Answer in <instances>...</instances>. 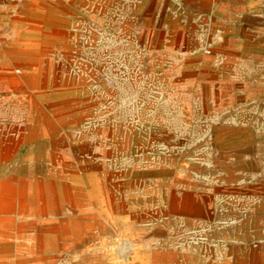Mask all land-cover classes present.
<instances>
[{
    "label": "rangeland",
    "instance_id": "obj_1",
    "mask_svg": "<svg viewBox=\"0 0 264 264\" xmlns=\"http://www.w3.org/2000/svg\"><path fill=\"white\" fill-rule=\"evenodd\" d=\"M221 1L0 0V264H264V12Z\"/></svg>",
    "mask_w": 264,
    "mask_h": 264
},
{
    "label": "crops",
    "instance_id": "obj_2",
    "mask_svg": "<svg viewBox=\"0 0 264 264\" xmlns=\"http://www.w3.org/2000/svg\"><path fill=\"white\" fill-rule=\"evenodd\" d=\"M221 4L226 7L225 11L229 13H237L239 21H245L244 13L250 12L252 8L259 9L264 12V0H222ZM257 20L264 23V17H260ZM18 25V17L14 21ZM186 205H192L190 201H184Z\"/></svg>",
    "mask_w": 264,
    "mask_h": 264
}]
</instances>
